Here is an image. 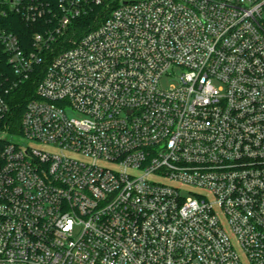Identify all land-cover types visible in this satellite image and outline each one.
<instances>
[{
	"label": "built area",
	"instance_id": "obj_1",
	"mask_svg": "<svg viewBox=\"0 0 264 264\" xmlns=\"http://www.w3.org/2000/svg\"><path fill=\"white\" fill-rule=\"evenodd\" d=\"M0 264H264V0H0Z\"/></svg>",
	"mask_w": 264,
	"mask_h": 264
},
{
	"label": "rangeland",
	"instance_id": "obj_2",
	"mask_svg": "<svg viewBox=\"0 0 264 264\" xmlns=\"http://www.w3.org/2000/svg\"><path fill=\"white\" fill-rule=\"evenodd\" d=\"M29 143H31V145H33V146H35L37 148H48V147H46L43 144L38 143V142H29Z\"/></svg>",
	"mask_w": 264,
	"mask_h": 264
},
{
	"label": "trees",
	"instance_id": "obj_3",
	"mask_svg": "<svg viewBox=\"0 0 264 264\" xmlns=\"http://www.w3.org/2000/svg\"><path fill=\"white\" fill-rule=\"evenodd\" d=\"M13 111L15 112V114H19V113L21 114V112L23 111V105H22V109L21 108L19 109L18 107L15 106Z\"/></svg>",
	"mask_w": 264,
	"mask_h": 264
}]
</instances>
